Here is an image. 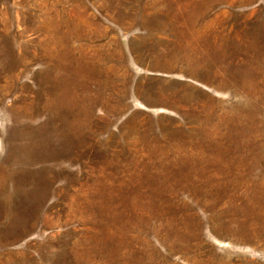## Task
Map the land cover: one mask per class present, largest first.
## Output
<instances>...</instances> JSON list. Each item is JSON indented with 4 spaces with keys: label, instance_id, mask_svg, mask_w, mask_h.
<instances>
[{
    "label": "rangeland",
    "instance_id": "obj_1",
    "mask_svg": "<svg viewBox=\"0 0 264 264\" xmlns=\"http://www.w3.org/2000/svg\"><path fill=\"white\" fill-rule=\"evenodd\" d=\"M0 264H264V0H0Z\"/></svg>",
    "mask_w": 264,
    "mask_h": 264
},
{
    "label": "bare ground",
    "instance_id": "obj_2",
    "mask_svg": "<svg viewBox=\"0 0 264 264\" xmlns=\"http://www.w3.org/2000/svg\"><path fill=\"white\" fill-rule=\"evenodd\" d=\"M197 22V21H196Z\"/></svg>",
    "mask_w": 264,
    "mask_h": 264
}]
</instances>
